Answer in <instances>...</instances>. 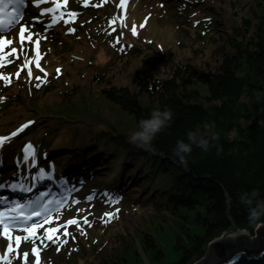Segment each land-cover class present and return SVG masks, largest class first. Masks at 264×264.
<instances>
[{
  "label": "trees",
  "instance_id": "obj_1",
  "mask_svg": "<svg viewBox=\"0 0 264 264\" xmlns=\"http://www.w3.org/2000/svg\"><path fill=\"white\" fill-rule=\"evenodd\" d=\"M253 10V17H258L254 7ZM212 41L216 44L213 54L217 63L198 66L191 60L155 52L154 56L146 54L141 63L151 57H157L152 63H166L163 78L145 72L143 67L135 69L128 84L114 81L105 73L94 77L97 82L105 81L101 91L129 117L128 124L117 118L116 135L121 140L123 132L139 130V121L148 118L153 110H172L170 126L152 141L154 151L134 144L128 150L141 155L144 161L150 160L153 170L174 167L175 185L148 184L144 180L150 171L135 166L132 160L118 161L108 144L83 146L81 142L69 144L64 140L46 150L37 147V165L52 162L55 175L79 176L88 171L89 165L96 169L101 161L106 167L102 181L107 188L120 186L123 175L134 171L143 179L141 183L135 179L134 187L122 195L143 194L148 198L150 208L144 215L154 225H132L136 236L123 225L106 242L83 249L85 255L79 254L72 264H194L223 232L247 230L252 235L259 224H264V216L255 223L249 221V208L255 206V201L249 205L241 199L253 190L260 193L257 199H264V36L258 29L253 30L251 17L242 16V24L234 33L221 34ZM127 50L121 55H128L125 61L137 59L144 49L133 44ZM9 65L3 68H11ZM20 67L21 63L11 70ZM57 91L53 81L37 87L29 80L27 69L11 84L0 82V133L11 136L30 121L33 123L11 138L18 139L34 128L57 130L53 124L65 120L60 113L106 114L94 106V89L87 92L75 84L71 90L55 95L51 102V94ZM197 129L205 138L216 134L218 139L210 141L208 151L193 146L185 168L174 159L173 149L178 140L188 142L187 133ZM63 138L66 137L60 139ZM20 145L11 144L10 152L20 153ZM26 165L30 172L32 165ZM11 166L12 161L5 163L6 174L11 173ZM166 224L171 230L167 236L161 231Z\"/></svg>",
  "mask_w": 264,
  "mask_h": 264
},
{
  "label": "rangeland",
  "instance_id": "obj_2",
  "mask_svg": "<svg viewBox=\"0 0 264 264\" xmlns=\"http://www.w3.org/2000/svg\"><path fill=\"white\" fill-rule=\"evenodd\" d=\"M119 3L120 0H108L107 3H103V0H89V6L84 7L83 0H68L61 12L77 13L75 21L65 24L61 20L51 25L52 16L59 13L41 15L43 9L53 6L51 3L37 7L35 0H25L24 4L19 6V11L23 13L22 20L11 28L0 29V36L13 41L5 52L16 48L17 54L21 57L20 59H16L15 56L8 57L13 62L6 65L10 64L11 68L17 67L19 63L22 65L25 57L35 59L33 43L25 42V50L20 52L21 44L18 37L20 26L29 25L32 33L39 34L38 37L33 35V41L37 38L40 40L39 52L42 57L40 68L44 71H40L33 63L31 80L36 86L43 85L47 81H53L57 85L58 91L51 94L49 98L51 102L55 95L71 90L77 84L87 92L94 89V106L102 108L106 113L105 115L60 113L65 120L53 124L58 126L57 130L34 128L32 132L29 131L18 139L11 138L0 147V201L6 202L0 203V211H9L14 215L11 209L17 204L25 206L21 211L24 209L28 211L34 207L38 197L47 193L40 201L41 204L48 201H62L63 205L59 207V210H57V203L53 202L49 205L53 223L45 224L44 228L39 230V234L48 227H59L69 219L79 221V226L67 227L66 230L70 235H63L64 228L57 233L61 240H67L59 251H57V245L51 242H46L49 245L46 248L41 246V264H72L71 260L79 254L85 255L82 253L83 249L88 250L95 244L100 245L101 241L106 242L121 230L123 225L129 227V232L136 236L133 226L150 228L154 224L145 219L144 215L150 208L148 198H145L143 194L137 197L122 195L124 190L134 187L135 179L138 178L139 183L143 181L141 177H138L137 171L124 174L120 186L107 188L102 181L106 167L100 164V160V163L96 161L100 164L96 165L98 166L96 169H91L89 165L88 171L79 176L70 177L66 173L55 175L52 162L47 165H37L35 159L37 147L41 151L46 150L51 146L64 143V140L69 144L81 142L83 146L91 143L98 147L101 144H108L113 150L114 158H119L118 161L123 163L125 160H132L135 166L150 171L144 180H148V184L152 186L156 184L158 187L175 185L174 167L168 170L156 167L153 170L155 166L151 165L150 160L144 161L141 155L133 151L129 153L128 146L133 144L129 142L130 131L123 132L125 136L121 140V137L116 135L118 130L115 128L118 117L124 119L126 124L129 123V117L123 115L119 105L105 97L101 91L102 83L105 84V81L97 82L94 77L105 73L107 76H112L114 81L128 84L135 69L143 67L145 72L163 78L167 74L164 72L167 68L166 63H152L157 57L148 58L147 63H141L146 54L154 56L155 52L174 59L191 60L198 66L217 63L213 54L216 44L212 38L219 37L221 34L227 36V33H234L237 26L242 24V16L251 17L253 30L258 29L264 36V0H128L126 12L118 8ZM101 4L102 6H99ZM253 7L258 17H253L255 13ZM120 16L125 17L126 27H121L118 20L114 25L116 31L111 35L108 34L111 32L109 21L112 17ZM64 18L68 19L67 16ZM142 23L145 24L143 28L139 27ZM134 24L138 32L136 36L131 35ZM69 29H75V31L71 32ZM121 33H123L122 36ZM117 37H121L119 44L115 43ZM133 44L142 46L144 50L137 59L129 58L130 61H125L128 55L126 57L121 55L126 53ZM0 68L2 70L0 74L10 76L12 80L16 78L15 73L19 70L18 68L12 70ZM57 69L60 71L57 72ZM36 77H41V80L38 81ZM183 88V86L180 87L181 90ZM0 137H9V135L0 133ZM61 137L66 138L60 139ZM17 142L21 143L20 153H11V144ZM28 145L32 147L26 152ZM7 161H12V166L8 168L11 173L8 174L3 170ZM27 162L32 165L30 172L26 168ZM89 195L94 197L91 201L86 199ZM73 201H79V203H73ZM81 209L83 211H80ZM105 213H116V216L109 219L104 215ZM46 215L49 213L44 214ZM44 216L34 218L28 223L42 221ZM85 216L91 226L83 223ZM262 227L264 225L259 224L252 235L244 230L248 234L247 239L256 235L257 230L259 231ZM161 231L162 235L166 236L171 232L167 224ZM13 235H24V233L17 227ZM136 242L146 260L137 238ZM7 244V239L0 236V255L6 252ZM37 245H40L39 241ZM32 247L31 242L22 241L18 251L9 255L10 264H24L23 253L25 252L29 253L27 264H35V257L31 254ZM214 249L208 244L206 254L194 264L209 261ZM0 264L5 262L0 261ZM146 264H148L147 261Z\"/></svg>",
  "mask_w": 264,
  "mask_h": 264
},
{
  "label": "snow or ice",
  "instance_id": "obj_3",
  "mask_svg": "<svg viewBox=\"0 0 264 264\" xmlns=\"http://www.w3.org/2000/svg\"><path fill=\"white\" fill-rule=\"evenodd\" d=\"M25 0H0V29H8L11 28L13 25L18 24L20 20L23 18V13L19 11V6L23 5ZM108 0H103V3H107ZM45 3H51L53 6L48 7L46 9H43L41 12V15L50 14V13H59V15H53L51 20V25H54L61 20L68 24L70 22H74L75 18L77 17V13L75 12H61V9L66 7L68 0H35V5L39 7L41 4ZM128 4V0H120V3L118 5V8L124 9L126 12V7ZM83 6L87 7L89 6V0H83ZM95 6V5H94ZM99 6H102L99 5ZM67 16L68 19H65L64 17ZM38 21V18H36ZM124 16L120 17H112L109 21V27L111 28V32L108 34H112V32L116 31V28L114 25H116L117 21L119 20V23L121 27H126L124 23ZM49 25V27H51ZM145 24H141L139 27L143 28ZM69 31L74 32L75 29H69ZM27 33V35H26ZM33 35H36L37 37L39 34H34L30 31L29 25H21L20 30L18 33L19 41L21 44L20 52H23L25 42L33 43L34 44V51H35V59H28L25 57L24 63L21 65L20 69L15 73V77L18 79L20 77V73L27 69V74L29 77V80H31L32 77V71H31V65L35 63V66L40 70L44 71L42 68H40V59H42L40 52H39V45L40 40L37 38L35 41H33ZM123 33H121V36ZM131 35L136 36L138 35L137 32V26L134 24L131 29ZM121 40V37H117L115 43L119 44ZM13 43L12 40L0 36V67H4L6 63H11L13 61L9 60L8 57L15 56L16 59H20L21 57L17 54L16 48H11L10 51L5 52V49L8 48ZM60 70L57 69V72ZM45 77L47 76V73H44ZM36 79L39 81L41 80V77H36ZM0 81H4L6 84H11L12 78L7 75L0 74ZM37 87H39V84H37ZM31 123L28 122V124L22 125L16 132H13L11 136L9 137H0V147H2L8 140L11 139V137H14L18 135L20 132H23L25 128H27ZM31 145H28L26 148V152L31 150ZM47 195V193L43 194L42 196L38 197L37 200L34 202V207L36 210L24 214L21 209H23L25 206L22 204H17L15 207L11 209V213H15L14 215L10 214L9 211H0V226H2V231H0V236L7 239L8 244L6 248V252L2 255H0V261L5 262V264H10L9 255L16 253L20 247V244L22 241L24 242H31L33 247L31 248V254L35 257V264H41L40 261V251L42 250L41 246L46 248L48 247V243L51 242L52 244L57 245V251H59L60 247L63 246V244L67 243V240H61L59 236H57V233L60 232L61 228H64L65 231L63 232L64 236L70 235V233L67 232V227L71 225H77L79 226V221L77 219H69L65 224L60 225L59 227H48L44 229V232L42 234H39V230L44 228L45 224H52L53 218L50 215V208L49 205L53 202L57 203L58 207L57 210H59V207L63 205L62 201H48L45 204H41L40 201L43 200V196ZM94 197L92 195H89L86 199L88 201H91ZM67 199V198H65ZM118 202V201H114ZM0 203H6L5 201H0ZM73 203H79V201H73ZM80 211H83L82 209ZM45 213H49V215L44 216ZM105 216H107L109 219L115 218L116 213H105ZM44 216V219L39 222L31 223L29 224V221H32L34 217H41ZM107 222V221H106ZM83 223L88 224L91 226L87 216L83 218ZM19 228V231L24 233V235H13V231L15 228ZM83 233V229H81ZM86 235V233H83ZM37 241L40 242V245H37ZM15 245V246H14ZM29 253L25 252L23 253V259L24 264H27Z\"/></svg>",
  "mask_w": 264,
  "mask_h": 264
},
{
  "label": "clouds",
  "instance_id": "obj_4",
  "mask_svg": "<svg viewBox=\"0 0 264 264\" xmlns=\"http://www.w3.org/2000/svg\"><path fill=\"white\" fill-rule=\"evenodd\" d=\"M173 117L174 113L169 108L153 110L148 118L139 121V130L134 131L129 136V142L145 151H154L152 148V141L158 133L170 126ZM217 139L218 136L216 134H212L210 138H205V136L200 133L199 129L189 131L187 133L188 142L184 140H178L176 142V146L172 153L173 157L178 164L187 168V156L192 152L193 146L208 151L211 146L210 141H215ZM259 196V191L253 190L251 193H244L241 197V199L249 205L253 204L255 201V206L249 208L248 214V219L252 223H255L261 216H264V199H257Z\"/></svg>",
  "mask_w": 264,
  "mask_h": 264
},
{
  "label": "water",
  "instance_id": "obj_5",
  "mask_svg": "<svg viewBox=\"0 0 264 264\" xmlns=\"http://www.w3.org/2000/svg\"><path fill=\"white\" fill-rule=\"evenodd\" d=\"M229 231L223 232L209 243L215 249L213 256L203 264H264V227L246 240L227 239L225 235ZM237 232L240 231L235 233ZM245 234L248 235L246 232Z\"/></svg>",
  "mask_w": 264,
  "mask_h": 264
},
{
  "label": "bare ground",
  "instance_id": "obj_6",
  "mask_svg": "<svg viewBox=\"0 0 264 264\" xmlns=\"http://www.w3.org/2000/svg\"><path fill=\"white\" fill-rule=\"evenodd\" d=\"M38 220V219H37ZM225 237L227 238V239H229V240H231V241H233V240H246L247 239V236H246V234H245V232L243 231V232H237V233H235V232H232V231H229L226 235H225Z\"/></svg>",
  "mask_w": 264,
  "mask_h": 264
}]
</instances>
